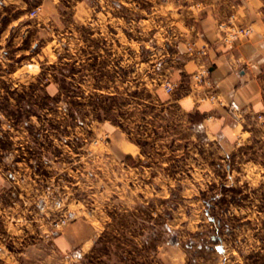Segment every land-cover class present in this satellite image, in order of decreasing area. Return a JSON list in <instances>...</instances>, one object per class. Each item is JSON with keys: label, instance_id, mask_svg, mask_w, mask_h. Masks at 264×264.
<instances>
[{"label": "rangeland", "instance_id": "374dc122", "mask_svg": "<svg viewBox=\"0 0 264 264\" xmlns=\"http://www.w3.org/2000/svg\"><path fill=\"white\" fill-rule=\"evenodd\" d=\"M190 2L0 0V264H264V137L192 140L176 108L142 106ZM111 53L129 96L94 89ZM74 223L81 255L56 242Z\"/></svg>", "mask_w": 264, "mask_h": 264}, {"label": "crops", "instance_id": "0c3cea01", "mask_svg": "<svg viewBox=\"0 0 264 264\" xmlns=\"http://www.w3.org/2000/svg\"><path fill=\"white\" fill-rule=\"evenodd\" d=\"M188 8L191 21L182 24L178 46L173 53L161 54L153 63L152 66L159 71L157 77L143 78V87L153 93L155 101L143 100L142 106L154 104L161 113L176 108L181 116L175 121L184 126L192 140L199 130L228 146L264 137L263 133L253 131L255 127L264 126V0H191ZM220 23L225 24L224 30L227 25L236 24L250 31L246 36L225 43ZM187 45L191 48L188 49ZM201 49L205 53H201ZM92 55L98 60L102 57L101 49L96 48ZM112 57L113 53L110 63L104 67L111 74L110 85L98 86L95 80L94 89L101 93H126L129 96L134 91V72H128L120 80L119 63ZM90 58L80 55L73 63L80 68L85 65L87 71L90 70L87 68ZM65 62L71 65L72 58H66ZM202 68L209 71V86L193 78V73ZM94 71L99 72L97 67ZM165 82L173 85L170 92L165 89ZM123 105L128 107L130 104L126 102ZM108 124H102L101 128L106 129L104 133L108 138L114 137L118 143V125ZM126 149L125 154L129 158L133 149L130 146ZM97 153L101 157L110 153L113 158L118 156L119 149L106 148ZM110 167L112 171L113 165ZM78 225L72 224L56 238L62 251L71 252L74 239L82 242L80 249L74 252L81 255L89 247L83 248L91 234L86 232L80 237L73 233ZM241 262L238 264H246Z\"/></svg>", "mask_w": 264, "mask_h": 264}, {"label": "built area", "instance_id": "2783aa9c", "mask_svg": "<svg viewBox=\"0 0 264 264\" xmlns=\"http://www.w3.org/2000/svg\"><path fill=\"white\" fill-rule=\"evenodd\" d=\"M35 10L32 11L34 13ZM225 24L220 23L219 27L223 33L222 35V40L225 43H231L234 40L240 38L241 36H246L249 33V28L236 25V24H230L229 26L227 25V28L224 30L223 27ZM201 53H205L204 50H200ZM209 71L206 68H202L200 70H197L193 73V78L196 82L204 84L206 86L211 85V80L208 75ZM165 89L170 92L173 89V85L169 82L164 83Z\"/></svg>", "mask_w": 264, "mask_h": 264}]
</instances>
